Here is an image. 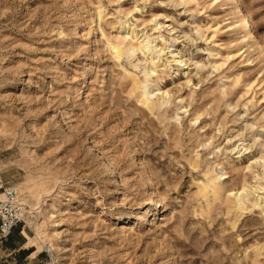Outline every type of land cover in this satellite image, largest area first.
Wrapping results in <instances>:
<instances>
[{
    "label": "rangeland",
    "instance_id": "rangeland-1",
    "mask_svg": "<svg viewBox=\"0 0 264 264\" xmlns=\"http://www.w3.org/2000/svg\"><path fill=\"white\" fill-rule=\"evenodd\" d=\"M239 4L249 35L229 0H0V264H264V0Z\"/></svg>",
    "mask_w": 264,
    "mask_h": 264
},
{
    "label": "built area",
    "instance_id": "built-area-1",
    "mask_svg": "<svg viewBox=\"0 0 264 264\" xmlns=\"http://www.w3.org/2000/svg\"><path fill=\"white\" fill-rule=\"evenodd\" d=\"M24 209L20 205V191L10 185L0 173V242L6 240L13 229L24 222ZM46 264H58L57 257L48 247Z\"/></svg>",
    "mask_w": 264,
    "mask_h": 264
},
{
    "label": "bare ground",
    "instance_id": "bare-ground-1",
    "mask_svg": "<svg viewBox=\"0 0 264 264\" xmlns=\"http://www.w3.org/2000/svg\"><path fill=\"white\" fill-rule=\"evenodd\" d=\"M229 4L234 6V7H238L240 9V23H239V26H240V30L241 32L244 34V35H249L252 33V23H251V16H250V13L249 11L242 5L239 4V0H229ZM134 37V35H133ZM136 39V38H135ZM137 40V39H136ZM139 40V38H138ZM160 40V39H159ZM164 39L161 38V41H163ZM145 44H142L140 45V49L142 50V54H144L145 56L147 57H151V61L153 64H156V60L158 59L160 61V58L161 56L157 57V59L155 60V58H153V54H154V49H157V44L155 45L154 43L157 42L156 39H151V37L147 36L146 37V40H145ZM165 41V40H164ZM114 48V51H115V55L117 58H121L123 53H124V49L122 48L121 46V42H118L116 44H114L113 46ZM132 49L133 50H136L137 48L135 46H132ZM160 53V52H159ZM171 53V52H170ZM173 53V52H172ZM172 56L174 57L175 55L172 54ZM173 60L175 61H178L180 59H176L174 58ZM171 60H169V63L167 64V66H170L171 65ZM182 62V61H181ZM154 94V92H153ZM143 101L148 105L150 106L151 105V102L146 100L145 98H142ZM261 160H262V157H260ZM260 160V159H259ZM246 190V188H244V190L242 192H244ZM253 192L260 194L262 193V195H260V198L263 199L264 198V186H255L252 188ZM239 195V194H238ZM241 196V194H240ZM50 250H54L51 246L49 247Z\"/></svg>",
    "mask_w": 264,
    "mask_h": 264
}]
</instances>
